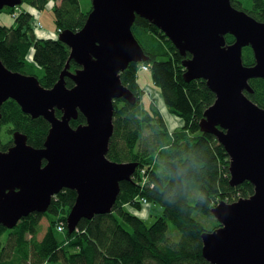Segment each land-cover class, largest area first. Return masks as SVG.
I'll return each mask as SVG.
<instances>
[{
	"label": "water",
	"instance_id": "95a60500",
	"mask_svg": "<svg viewBox=\"0 0 264 264\" xmlns=\"http://www.w3.org/2000/svg\"><path fill=\"white\" fill-rule=\"evenodd\" d=\"M22 3L0 0V12ZM137 16L164 32L183 56L191 55L183 62L185 80H204L216 95L201 130L227 151L231 185L255 187L252 197L212 209L221 227L202 235L204 258L210 264H264V108L245 94L253 93L250 80H264V22L233 8L231 0H92L84 27L59 35L70 58L51 89L0 60V120L3 104L14 100L23 113L51 126L42 149L15 132L13 146L0 150V225L13 230L29 215L47 213L64 190L77 193L67 217L69 233L83 219L113 213L121 183L131 181L138 168L108 158L115 102H137L120 75L131 63L148 60L132 32ZM227 35L234 43H227ZM245 47L253 50L251 67L243 62ZM71 61L80 67L74 73ZM67 77L73 88L66 86ZM80 114L86 123L73 128Z\"/></svg>",
	"mask_w": 264,
	"mask_h": 264
},
{
	"label": "trees",
	"instance_id": "16d2710c",
	"mask_svg": "<svg viewBox=\"0 0 264 264\" xmlns=\"http://www.w3.org/2000/svg\"><path fill=\"white\" fill-rule=\"evenodd\" d=\"M251 1V9L238 0H231V5L264 22V0ZM44 10L53 11L55 32L42 31L38 18ZM91 10L83 12L79 0H23L20 6L5 8L14 23L0 24V60L11 71L37 78V68L43 69L44 75L38 79L44 88L51 89L70 58L71 50L59 35L81 30ZM132 32L148 60L131 63L120 75L137 102H115L108 153L111 161L138 164L132 180L121 183L113 213L83 219L73 233L67 229V217L77 198L72 190L55 196L47 213H33L13 230L0 225V264H210L203 256L202 235L221 227L212 209L221 202H235L234 195L240 200L255 194L250 182L231 185L227 151L215 135L201 130L200 123L216 95L204 80H185L183 62L191 55L183 56L164 32L140 16ZM226 41L232 44L235 37L227 35ZM243 62L247 67L255 65L251 47L243 49ZM141 65L149 67L146 72H151L168 111L183 121V127L174 133L154 102L148 107L142 103ZM77 69L80 67L71 61L69 71ZM65 80L68 88L75 86L70 78ZM249 84L253 93L246 92V96L264 108V80L252 79ZM1 115L0 139L3 128L11 139L6 145L0 142L1 151L13 146L15 132L26 135L28 145L44 148L51 128L44 118L33 119L14 100L3 104ZM56 115L61 118L63 113L57 110ZM85 123L80 114L71 126ZM140 199L163 209L164 214L151 226L128 210L142 209ZM48 215L54 219L49 220L40 239L39 226ZM59 227L60 233L66 234L65 241L56 237ZM8 231V244L3 245L1 237Z\"/></svg>",
	"mask_w": 264,
	"mask_h": 264
},
{
	"label": "rangeland",
	"instance_id": "374dc122",
	"mask_svg": "<svg viewBox=\"0 0 264 264\" xmlns=\"http://www.w3.org/2000/svg\"><path fill=\"white\" fill-rule=\"evenodd\" d=\"M80 5L82 8L83 12H88L92 8V0H79ZM240 1L245 8L251 9L252 7V1L251 0H238ZM92 11V10H91ZM38 21L41 24L42 31L43 32H55L56 31V26H55V16L53 11L51 10H44L41 12ZM14 23V18L9 15L7 12L4 10L0 12V24L3 25H8L11 26ZM144 51V50H143ZM149 67L147 65H141V68ZM44 75V71L41 68H37V76L38 78H42ZM139 83L144 91V96L142 99V103L144 104L145 107H148L151 102H154L156 106L160 109L162 115L164 118H167L168 115L173 117L175 121H170L169 126L172 127V129L177 128L181 125L182 120L175 115L171 114L168 109L165 106L163 96L160 93V91L157 89V87L154 85L153 78L151 72H145L141 71L139 72ZM178 124V125H177ZM179 129V128H178ZM176 130H172V133H174ZM5 128H3V131L1 133V145H6L11 141L10 137L8 135H5L4 133ZM170 131V130H169ZM171 133V132H170ZM237 195H234V201L237 202L236 200ZM233 202V203H235ZM232 204V203H231ZM134 214L142 218L148 226H151L156 222V220L164 214L163 209L158 206V205H152V206H144L142 209L134 211ZM54 219L53 216L48 215V217H45L39 226V231H40V239L43 238L44 233L46 232L47 228L49 227V220L52 222ZM213 226L207 227V229H212ZM56 237L58 241H65L66 240V234L65 233H60L58 231H55ZM9 231L4 234L1 237V242L3 245L8 244V236Z\"/></svg>",
	"mask_w": 264,
	"mask_h": 264
},
{
	"label": "crops",
	"instance_id": "0c3cea01",
	"mask_svg": "<svg viewBox=\"0 0 264 264\" xmlns=\"http://www.w3.org/2000/svg\"><path fill=\"white\" fill-rule=\"evenodd\" d=\"M164 117V116H163ZM165 119V121H166V123H167V127H168V129L170 130V132H172V130H176V129H180V128H182L183 127V121H182V123H181V125L179 126V127H177V128H174V129H172V127L171 126H169V123H170V118L168 117V118H164ZM170 125H171V123H170ZM178 125V124H177ZM130 212H133L134 213V210L132 209V208H129L128 209Z\"/></svg>",
	"mask_w": 264,
	"mask_h": 264
},
{
	"label": "built area",
	"instance_id": "2783aa9c",
	"mask_svg": "<svg viewBox=\"0 0 264 264\" xmlns=\"http://www.w3.org/2000/svg\"><path fill=\"white\" fill-rule=\"evenodd\" d=\"M16 11H18L17 8H16ZM141 70L146 72V71H148V68L147 67H143V68H141ZM139 201L142 203L143 207L144 206H149L148 205L149 203H148V201L146 199H140ZM58 231L59 232H62V228L59 227V230Z\"/></svg>",
	"mask_w": 264,
	"mask_h": 264
},
{
	"label": "bare ground",
	"instance_id": "6f19581e",
	"mask_svg": "<svg viewBox=\"0 0 264 264\" xmlns=\"http://www.w3.org/2000/svg\"><path fill=\"white\" fill-rule=\"evenodd\" d=\"M168 117L170 118V121H175V119H174L173 117H171V116H169V115H168ZM168 117H167V118H168Z\"/></svg>",
	"mask_w": 264,
	"mask_h": 264
}]
</instances>
